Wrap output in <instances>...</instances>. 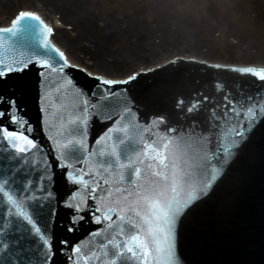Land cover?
Returning a JSON list of instances; mask_svg holds the SVG:
<instances>
[{
    "label": "snow or ice",
    "instance_id": "1",
    "mask_svg": "<svg viewBox=\"0 0 264 264\" xmlns=\"http://www.w3.org/2000/svg\"><path fill=\"white\" fill-rule=\"evenodd\" d=\"M55 35L56 27L38 11L32 10L18 11L8 26L0 27V85L34 68L41 87L55 73L64 85L75 89L78 99L82 98V103L77 106L78 114L67 121V128L63 123L60 125L64 131L57 132V137L67 133L70 138L61 142L57 137L47 136L54 146L51 151L55 164H47L45 171L49 167H58L64 170L67 182L75 186L64 202L72 213L66 231L74 233L80 222L90 216L91 223L101 225V229L90 233L92 236L99 235L104 227L117 229L107 241L113 252L106 264H118L126 254L134 258L136 264H177L176 238L180 221L197 203L207 198L217 184L227 179V168L231 166L232 158L238 155L246 142V134L254 130L257 116L264 109L249 106L246 111L237 112L234 102L225 104L222 113L212 109L207 131L199 129L200 138L205 143V157L193 163L188 170L177 172L175 165L169 163V143L179 133L196 135L197 125L193 123L186 129H178L169 125L165 115L141 121L135 111V102L129 106L125 101L120 111L108 114L104 122L110 121V126L94 142L100 145L102 141L111 139L112 151L101 149L97 152L88 142V126L96 118L94 110L101 101L118 95L123 97L140 73L123 79L94 75L69 61L65 51L54 42ZM74 67L97 82L94 89L85 90L74 83L67 72ZM216 67L220 69V66ZM224 70L251 75L264 82V66ZM216 89H221L218 83ZM8 92H0V151L8 153V159L19 165L40 145L33 138V126L22 114L16 86L10 85ZM39 100L40 112L47 113L51 105L45 106L44 93L40 94ZM208 100V96L201 99V94L197 93L196 98L187 104L182 97L178 98L175 107L191 116L198 113ZM229 115L233 117L231 121ZM129 116L134 117L131 127L144 132L142 145L132 143L129 124H122ZM239 120L246 121V125L237 127ZM222 122L231 124L233 136L229 147L217 151L214 145L218 144L216 137L221 132ZM46 123L42 120V127ZM109 133L116 135L110 137ZM209 154L211 159L207 158ZM93 157L98 159L93 160ZM15 165L8 169L10 174L0 177V206L5 220L0 225V253L6 257L5 264H23L24 253L29 249L20 245L27 236L39 242L37 251L42 264H56L58 253L66 255L68 264H91L92 257L99 260L97 252L93 251L90 257L82 251V241L72 243L61 239L58 241L60 247H56L54 237L41 224L45 205L39 203V195L29 194L33 188L32 180L24 182L17 179L21 169ZM40 179L43 181L45 177ZM52 214L50 211L49 215ZM101 248L105 249L103 256L110 255L105 245L102 244Z\"/></svg>",
    "mask_w": 264,
    "mask_h": 264
},
{
    "label": "water",
    "instance_id": "2",
    "mask_svg": "<svg viewBox=\"0 0 264 264\" xmlns=\"http://www.w3.org/2000/svg\"><path fill=\"white\" fill-rule=\"evenodd\" d=\"M225 68L220 66L218 69L216 65L176 59L147 73H140L128 86L123 97L118 95L100 102V106L94 110L96 118L88 126V142L97 152L101 149L105 152L112 151L113 140L106 139L100 145H95V139L110 126V121L104 122L109 113L120 111L125 101L129 106L134 101L135 111L141 121L165 115L169 125L178 129H186L193 123L197 125L196 135L179 133L169 143L167 150L169 163L175 165L177 172L188 170L193 163L200 162L205 157V143L200 138L199 129L207 131V121L212 109L222 113L224 105L233 102L237 112L246 111L249 106L264 109V82L251 75L224 70ZM67 72L74 83L85 90L94 89L97 83L76 68H69ZM39 79L33 68L0 85V92L5 94H9L10 85L16 86L22 114L33 126V138L40 145L38 150L26 155L19 165L8 159V153L0 151V177L10 174L8 169L14 165L20 168L21 173L17 179L24 182L32 180L33 188L29 194L39 195V203L45 205L44 214L40 218L41 224L54 237L56 247H60L58 241L61 239H68L72 243L82 241L84 253L91 257V253L95 251L99 257V260L92 257L91 264H106L113 252L107 241L117 229L104 227L99 235L92 236L90 233L101 229V225L91 223V217L86 216L74 233H68L66 228L72 213L64 206V202L75 190V186L67 182L64 170L49 167L45 171L47 164H55L54 153L51 151L54 146L47 136L57 137L58 130L64 131L65 129L60 128L62 123L65 128L68 127L67 121L78 114L77 106L82 103V98L78 99L75 89L64 85L58 74H51L43 87L40 86ZM217 83L221 86L220 90L216 89ZM41 93L46 96L45 106L51 105L44 114L40 112ZM197 93L201 94V99L204 95L209 97L198 113L188 116L176 109L178 98L182 97L187 104L196 98ZM232 119L229 115V121ZM42 120L47 121L43 127ZM133 120L134 117L129 116L122 124H129L132 143L142 145L141 137L144 132L131 127ZM222 124L221 132L216 137L218 144L214 145L217 151L229 147L233 136L231 124ZM240 125H246V121L239 120L237 127ZM114 135L116 134L109 133L110 137ZM57 138L63 142L70 137L65 133ZM207 158L211 159V155ZM96 159L98 157H93V160ZM232 160L231 166L227 168V179L217 184L210 195L197 203L180 221L176 238L177 264H264V111L257 116L254 130L246 134V142ZM171 171L170 168L169 175ZM41 176L45 177L43 181ZM48 176L52 179H47ZM41 188L45 191H38ZM48 193H51L50 197ZM50 211L52 215H49ZM4 223L3 208L0 206V225ZM12 238L14 237H9ZM102 244L107 247L109 256L102 255L105 250L101 248ZM20 247L29 249L24 253L23 264H42L37 251L38 241L27 236ZM5 260L4 253H0V264H5ZM56 264H68L66 255L58 253ZM118 264H136V261L126 254Z\"/></svg>",
    "mask_w": 264,
    "mask_h": 264
},
{
    "label": "rangeland",
    "instance_id": "3",
    "mask_svg": "<svg viewBox=\"0 0 264 264\" xmlns=\"http://www.w3.org/2000/svg\"><path fill=\"white\" fill-rule=\"evenodd\" d=\"M37 1L0 0V26L20 10L36 11ZM79 2L84 0H65L67 6L56 14L62 25L59 32L65 34L61 33L64 41L56 36L54 41L64 50V43L81 44L69 56L79 55L86 62H93L92 55L101 59L104 67L99 70L107 78H123L136 71L137 67H128L120 58L126 51L129 56H146L153 50L214 64L264 66V0H102L88 17L71 16L68 11ZM61 13L66 21L61 20ZM163 30L170 31L174 39L166 38ZM192 36L194 40L186 43L204 41L201 50L182 51L179 45Z\"/></svg>",
    "mask_w": 264,
    "mask_h": 264
},
{
    "label": "bare ground",
    "instance_id": "4",
    "mask_svg": "<svg viewBox=\"0 0 264 264\" xmlns=\"http://www.w3.org/2000/svg\"><path fill=\"white\" fill-rule=\"evenodd\" d=\"M50 1L52 0H40V1H37L36 2V6L35 8L37 7V10L42 16H44L54 27H56V37L59 38V40L61 41H64V35L62 34H65L63 32H59V30H61V26H60V22H58V19L56 18V14L60 13V10H62L63 8H65V6H67L65 4V0H54L53 2L55 3L54 5L52 3H50ZM102 0H84V2H79L77 4V7L73 10V9H70L68 12L71 16H76V17H82V18H85V17H88L89 16V13H91L98 5L99 3L101 2ZM55 5H58L59 8H57ZM73 10V11H72ZM33 11V10H32ZM79 15V16H78ZM61 20L63 21H66L67 20V17L65 18V15L61 13ZM1 26H5V24L1 25ZM106 30V28H105ZM163 32L165 33V36L166 38H169L171 40L174 39V37L172 36L173 34L170 33V31L168 30H163ZM62 33V34H61ZM103 34H105V31L102 32ZM172 36V37H171ZM164 39V38H163ZM163 39H160V41H162ZM184 39H188V38H184ZM189 40H194L193 36L190 37L188 40L184 41L181 45V49L182 51H192V52H195L197 50H201L202 48V41L200 42H189V43H186L188 42ZM178 41H176L177 43ZM64 43V42H63ZM167 43V42H165ZM73 44L76 46V47H73L72 43L70 42H67V43H64L63 46L66 48L65 50L59 46L58 44V47L61 48V50L65 51L69 61L73 64V65H76V66H79L80 68H84L86 69L87 71L97 75V74H101V69L99 67H104V65L99 62L100 60L97 58H94V56H90L91 60H93V62L91 61H88L87 62L85 60H80V56L77 55V58H71L69 56V54L71 53L74 54L77 50V47L81 48V44H78L76 42H73ZM206 47V45H205ZM203 49H204V46H203ZM87 51V50H85ZM132 53V51H130ZM151 53L150 54H146V56H143V54H132V56H129V52L126 51L123 55H120V58H122L124 60V62H126L127 66L128 67H134L137 70L141 69V70H147L148 68H152V67H155L156 65L158 64H162L164 62H166V60L174 57V56H165V52L161 51V52H157L156 53L152 50L150 51ZM145 54V53H144ZM177 56H179L180 54H175ZM73 56V55H72ZM183 57H185L184 55H182ZM187 57H190V56H187ZM114 62H117L118 61V58H114ZM103 62V61H102ZM81 63H84V64H81ZM126 66V67H127ZM101 71H100V70ZM96 70V71H95Z\"/></svg>",
    "mask_w": 264,
    "mask_h": 264
}]
</instances>
